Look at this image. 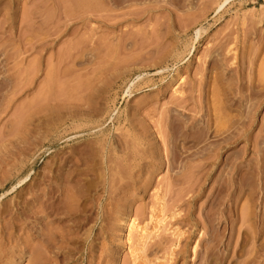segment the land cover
<instances>
[{
	"label": "rangeland",
	"instance_id": "rangeland-1",
	"mask_svg": "<svg viewBox=\"0 0 264 264\" xmlns=\"http://www.w3.org/2000/svg\"><path fill=\"white\" fill-rule=\"evenodd\" d=\"M33 243L264 264V0H0V264Z\"/></svg>",
	"mask_w": 264,
	"mask_h": 264
},
{
	"label": "bare ground",
	"instance_id": "bare-ground-1",
	"mask_svg": "<svg viewBox=\"0 0 264 264\" xmlns=\"http://www.w3.org/2000/svg\"><path fill=\"white\" fill-rule=\"evenodd\" d=\"M197 31H198V30H197ZM197 33H198V32H197ZM71 48H72V47H71ZM71 48H70V49H71ZM69 51H70V50H69ZM67 52H68V51H67ZM166 53H167V52H166ZM69 54H70V53H69ZM165 55H166V54H165ZM162 56H163V55H162ZM163 58H166V57H163ZM160 59H161V58H160ZM160 59H159L158 61H160ZM161 61H162V59H161ZM133 62H134V61H132V63H133ZM135 62H136V61H135ZM118 64H119V63H118ZM116 65H117V64H116ZM116 65H115V66H116ZM111 66H112V65H111ZM113 66H114V65H113ZM113 66H112V67H113ZM115 66H114V67H115ZM121 66H122V65H121ZM114 67H113V68H114ZM116 67H117V66H116ZM118 67H119V66H118ZM109 68H110V67H109ZM113 68H112V69H113ZM126 68H127V67H126ZM126 68H125V69H126ZM164 68H165V67H164ZM106 69H107V68H106ZM110 69H111V68H110ZM119 69L121 70V68H119ZM102 70H103V69H102ZM114 70H115V69H114ZM123 70H124V67L122 68L121 71H123ZM116 71H118V70H116ZM99 72H100V71H99ZM102 72H103V71H102ZM111 72H113V70H112ZM114 72H115V71H114ZM114 72H113V73H114ZM101 74H102V73H101ZM119 74H120V73H119ZM111 75H112V73H111ZM113 75H114V74H113ZM96 78H97V77H96ZM113 78H114V76H113ZM113 78H112V79H113ZM98 79H99V77H98ZM100 80H101V79H100ZM105 80H106V79H105ZM96 81H97V80H96ZM98 82H99V81H98ZM98 82H97V83H98ZM102 82H103V81H101L100 84H103ZM112 82H113V81H112ZM92 83H93V81H92ZM129 83L131 84V82H129ZM100 84H99V85H100ZM92 85H93V84H92ZM94 85H95V84H94ZM101 88H102V87H101ZM99 90H100V88H99ZM99 90H98V91H99ZM95 91H97V89H96ZM95 91H94V92H95ZM98 91H97V92H98ZM95 93H96V92H95ZM97 94H98V93H97ZM100 95H101V93H100ZM100 95H99V96H100ZM102 96H103V95H102ZM88 97H89V96H88ZM113 97H114V96H113ZM179 97H180V96H179ZM182 97H183V96H182ZM91 98H92V97H91ZM95 98H96V97H95ZM97 98H98V97H97ZM102 98H103V97H102ZM183 98H184V97H183ZM179 99H180V98H179ZM179 99H177V100H179ZM180 100H182V98H181ZM99 101H101V100H99ZM182 101H184V100H182ZM178 102H179V101H178ZM97 103H98V102H97ZM111 103H112V102H111ZM179 103H180V102H179ZM88 104H89V102H88ZM101 104H102V103H101ZM112 104H113V103H112ZM177 104H178V103H177ZM85 105H86V103H85ZM92 106H93V103H92ZM98 106H99V105H98ZM180 106H181V104H180ZM81 107H82V106H81ZM86 107H88V106H85V108H86ZM93 107H94V106H93ZM93 107H92V108H93ZM89 108L91 109V107H89ZM89 108H88V109H89ZM94 108H95V107H94ZM75 109H76V108H75ZM99 109H100V108H99ZM77 110H78V109H77ZM81 110H82V109H81ZM93 110H94V109H93ZM95 110H97V109H95ZM74 111H75V110H74ZM93 112H94V111H93ZM95 112H96V111H95ZM73 113H74V112H73ZM96 113H98V112H96ZM74 114H75V113H74ZM76 114H77V113H76ZM88 114H89V112H88ZM93 114H94V113H93ZM94 115H95V114H94ZM89 117H90V116H89ZM217 118H218V117H217ZM175 120H177V119H175ZM170 122H171V121H170ZM170 122H169V123H170ZM170 124H171V123H170ZM174 124H176V123H174ZM174 124H172V125H174ZM179 124H180V123H179ZM172 125H171V126H172ZM180 125H181V124H180ZM102 126H103V125H102ZM181 127H182V125H181ZM171 128H173V127H171ZM175 128H176V127H175ZM179 128H180V127H179ZM173 129H174V128H173ZM177 129H178V128H177ZM178 130H179V129H178ZM174 134H175V133H174ZM175 135H176V134H175ZM175 135H174V137H175ZM114 139H115V138H114ZM126 143H127V142H126ZM112 144H113V142H112ZM121 144H122V143H121ZM115 145H116V144H114V146H115ZM118 145H119V144H118ZM174 145H175V143H174ZM124 146H125V144H124ZM102 147H103V146H102ZM114 148H115V147H114ZM176 148H177V147H176ZM110 149H111V148H110ZM112 149H113V148H112ZM101 150H102V149H101ZM117 150H118V149H117ZM174 151H175V149H174ZM177 151H178V149H177ZM182 151H183V149H182ZM185 151H187V150H185ZM185 151H184V152H185ZM175 152H176V151H175ZM176 153H178V152H176ZM108 159H109V158H108ZM104 162H105V161H104ZM109 167H110V166H109ZM109 167H108V168H109ZM69 176H70V173H69ZM106 181H107V180H106ZM108 181H109V180H108ZM47 195H48V194H47ZM45 196H46V194H45ZM73 197H74V196H73ZM33 200H34V199H33ZM74 200H75V198H74ZM74 200H73V202L75 203ZM68 203L71 204V200L68 201ZM68 203H67V204H68ZM70 204H69V205H70ZM69 205H68V206H69ZM72 205H73V203H72ZM72 205H71V206H72ZM64 206H66V205H64ZM61 207H62V206H61ZM69 207H70V206H69ZM74 207H75V206H73V208H74ZM62 209H63V208H62ZM67 210H68V208H67ZM50 211H51V209H50ZM50 211H49V212H50ZM59 211H60V212H63V210H61L60 207L57 205L56 207H53V208H52L51 213H52V212H53V213H56L55 216H57V215L59 214V213H58ZM68 211H69V210H68ZM49 212H47V213H49ZM32 215H33V217H34V216L36 215V211H33ZM54 230L56 231V229H54ZM52 232H53V231H52ZM50 234H51V233H50ZM51 236H52V235H51ZM35 243H37V241H36ZM35 243H33V244L36 245ZM33 244H32V246H31V248H32V252H33V255H34L33 258H32V262H33V264H41V263L39 262V261H40V257H38V255H35V254H34V252H36V250H35L36 248H33V247H37L38 244H37L36 246H34Z\"/></svg>",
	"mask_w": 264,
	"mask_h": 264
}]
</instances>
